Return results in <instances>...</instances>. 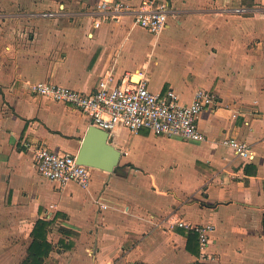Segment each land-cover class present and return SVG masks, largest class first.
<instances>
[{"label":"crops","instance_id":"obj_1","mask_svg":"<svg viewBox=\"0 0 264 264\" xmlns=\"http://www.w3.org/2000/svg\"><path fill=\"white\" fill-rule=\"evenodd\" d=\"M100 1L0 0V264L26 262L41 219L53 246L43 264H264V0H167L156 36L131 16L105 17ZM137 28L152 42L131 40ZM109 72L173 89L181 103L212 91L216 104L198 118L205 138L121 128L109 138L122 152L114 171L91 167L87 187L45 178L38 145L77 157L92 123L28 83L88 93ZM228 137L247 142L251 158L224 145ZM152 146L161 167L142 164ZM173 212L214 225L199 255L187 248L198 233L164 220Z\"/></svg>","mask_w":264,"mask_h":264},{"label":"built area","instance_id":"obj_2","mask_svg":"<svg viewBox=\"0 0 264 264\" xmlns=\"http://www.w3.org/2000/svg\"><path fill=\"white\" fill-rule=\"evenodd\" d=\"M96 8L105 17L116 20L131 16L135 25L155 36L167 27L171 13L167 0H142L138 4L130 0H101ZM28 87L35 94L82 110L91 118L93 125L106 130L109 136L121 128L133 133L146 129L157 136L201 141L205 135L198 126L199 115L204 109L213 108L217 101L212 91L199 88L191 102L181 103L173 89L165 93L155 92L150 89L146 78L135 81L131 73H126L120 81H116L113 73L109 72L88 93L50 81L28 83ZM223 144L233 148L242 157L251 158V147L247 142L228 137L223 140ZM36 167L42 176L61 185L75 182L87 187L91 181V166L79 163L73 154L54 151L44 143L36 149ZM164 220L171 227L194 230L198 233L201 249L207 248L214 225L193 226L175 212ZM202 256L205 258V253Z\"/></svg>","mask_w":264,"mask_h":264},{"label":"water","instance_id":"obj_3","mask_svg":"<svg viewBox=\"0 0 264 264\" xmlns=\"http://www.w3.org/2000/svg\"><path fill=\"white\" fill-rule=\"evenodd\" d=\"M109 133L95 125L87 131L77 155L79 163L112 172L122 157L120 149L109 142Z\"/></svg>","mask_w":264,"mask_h":264},{"label":"trees","instance_id":"obj_4","mask_svg":"<svg viewBox=\"0 0 264 264\" xmlns=\"http://www.w3.org/2000/svg\"><path fill=\"white\" fill-rule=\"evenodd\" d=\"M47 226L48 222L42 219L37 223L35 229L33 230V240L28 247L29 254L24 264H43L42 258L47 256L52 250V242L49 241L47 236ZM192 242L196 243L197 248H192L190 246V243ZM187 248L190 252L199 255V244L195 234L189 237V244L187 245Z\"/></svg>","mask_w":264,"mask_h":264},{"label":"rangeland","instance_id":"obj_5","mask_svg":"<svg viewBox=\"0 0 264 264\" xmlns=\"http://www.w3.org/2000/svg\"><path fill=\"white\" fill-rule=\"evenodd\" d=\"M130 39L141 43V45H144L145 44L144 42H150V41L152 42V38L150 36H148L143 30H139V28H137L132 33V35L130 36ZM145 54H146V50H144V49H141V51L138 50V56L136 57L137 62H139V60ZM134 80H137L136 76H134ZM149 151L153 152V156H151L150 153L147 152V156L142 158L143 159V163L142 164L146 165L148 163H152V164H155V165H158L159 167H161L159 164H156L160 160V156L162 155L161 149L158 150V149H155V146H152V147L149 148ZM157 172L159 174H163L162 171H160V170H157ZM163 172H165V171H163ZM165 174H168V176H172L171 173H169V172H165ZM8 227H11V229H12L13 225H8ZM54 229H55V232H57L58 227H54Z\"/></svg>","mask_w":264,"mask_h":264},{"label":"bare ground","instance_id":"obj_6","mask_svg":"<svg viewBox=\"0 0 264 264\" xmlns=\"http://www.w3.org/2000/svg\"><path fill=\"white\" fill-rule=\"evenodd\" d=\"M137 77V76H136ZM137 79V78H136Z\"/></svg>","mask_w":264,"mask_h":264}]
</instances>
